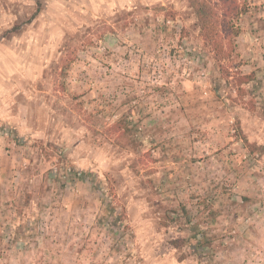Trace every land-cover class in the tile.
Here are the masks:
<instances>
[{
  "label": "clouds",
  "instance_id": "obj_1",
  "mask_svg": "<svg viewBox=\"0 0 264 264\" xmlns=\"http://www.w3.org/2000/svg\"><path fill=\"white\" fill-rule=\"evenodd\" d=\"M0 264H264V0H0Z\"/></svg>",
  "mask_w": 264,
  "mask_h": 264
}]
</instances>
